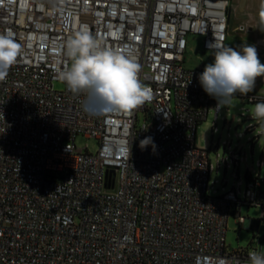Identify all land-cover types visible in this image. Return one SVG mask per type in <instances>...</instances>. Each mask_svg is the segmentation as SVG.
Here are the masks:
<instances>
[{"label":"built area","instance_id":"2783aa9c","mask_svg":"<svg viewBox=\"0 0 264 264\" xmlns=\"http://www.w3.org/2000/svg\"><path fill=\"white\" fill-rule=\"evenodd\" d=\"M229 6L230 0H0V32L12 30L22 48L0 80V264H249V251L263 252L259 240L254 248L227 249L231 216L242 225L243 207L264 214L263 179L247 171L242 195L235 173L231 190L223 181L222 192L211 196L210 148H198L195 136L220 107L200 84L204 70L183 66L187 35L201 37L206 51L225 45ZM84 29L139 65L150 102L131 112L84 111L83 96L59 78L70 63L66 41ZM236 98L264 101L255 93ZM78 135L96 140L97 152L78 149ZM149 136L155 150L140 147ZM226 146L237 170L241 153ZM221 165L230 164L217 160Z\"/></svg>","mask_w":264,"mask_h":264},{"label":"clouds","instance_id":"9594fccd","mask_svg":"<svg viewBox=\"0 0 264 264\" xmlns=\"http://www.w3.org/2000/svg\"><path fill=\"white\" fill-rule=\"evenodd\" d=\"M259 21L264 28V3L259 9ZM214 62L207 64L199 75L204 91L215 98L218 107L231 106L236 94L252 92L256 78L264 76L254 45H243L235 50L228 45L210 44ZM64 54L70 63L59 72V78L68 90L84 98L83 109L91 114L131 112L153 98L149 88L139 77V65L119 50L102 44L87 29L76 32L64 45ZM22 48L12 30L0 32V80L17 62ZM253 119L264 129V101L252 108ZM155 145L152 137L140 142L142 149ZM249 264H264V252L251 250Z\"/></svg>","mask_w":264,"mask_h":264},{"label":"rangeland","instance_id":"374dc122","mask_svg":"<svg viewBox=\"0 0 264 264\" xmlns=\"http://www.w3.org/2000/svg\"><path fill=\"white\" fill-rule=\"evenodd\" d=\"M235 1L231 7L230 25L232 28L237 26L241 21L239 16L241 14L240 6L242 0ZM261 3H264V0H247L245 13L249 14L253 21L257 23L254 31L250 32V34L264 41V28L260 25L258 15ZM239 32L242 31L239 30ZM239 36L241 35L238 32H231L230 42L239 43ZM247 36H245V40H248ZM238 45L242 47L244 43H239ZM55 89L62 90L63 84L56 83ZM254 105L245 104L235 98L231 106L220 107L216 119L214 112H210L206 121L200 123L196 129V146L201 149L210 148L208 158L213 166V170L209 175L208 186L212 188L210 189L211 196L214 195L213 191L216 192V195L222 192L223 181H227L224 191L231 190L238 181L234 178L235 173H238L242 181L240 191L243 195L247 182V171L253 177L258 173L260 174V178L263 179L260 191L264 193V166L260 169L257 167V163L264 160V136H259V134L264 133V129L260 125L258 126L256 120L253 119L252 108ZM249 117H252V119H249ZM248 127L252 128L246 131ZM74 144L78 149H83L87 145L90 154L97 152L98 143L94 139H85L82 135H78L75 138ZM224 144H230L231 150L237 149V152L240 151L241 154L237 153L240 159L237 170L234 169L227 146L225 149ZM222 159H226L227 163L230 164L226 170L224 165H221L219 169L216 168V161H221ZM260 214L259 207H243L241 209V216L245 219L244 224L238 225L233 216L228 219L226 232V246L228 250L232 251L239 248H247L248 246L254 248V245L250 243L253 241V236H255L260 238V245L264 252V229L261 226L253 227L250 225L251 222L259 220Z\"/></svg>","mask_w":264,"mask_h":264},{"label":"crops","instance_id":"0c3cea01","mask_svg":"<svg viewBox=\"0 0 264 264\" xmlns=\"http://www.w3.org/2000/svg\"><path fill=\"white\" fill-rule=\"evenodd\" d=\"M235 0H230V6L228 10V23H227V38L225 45H228L235 49H241L239 43H244V45H254L257 50L258 58L260 62L264 64V41L251 35L250 32L254 31L257 23L253 21L249 14L245 13L247 8V0H242L240 6V23L234 28L230 25L231 7ZM238 2V1H237ZM244 27V31L239 32V28ZM236 31L239 33V43L230 42L231 32ZM248 35V36H247ZM247 36L248 40H245ZM202 38L194 35L186 36V51L184 54L183 66L187 70H192L196 68H202L204 70L207 64L214 62V55L211 51H206L202 48ZM198 48V49H197ZM250 93L264 95V76L257 77L254 89Z\"/></svg>","mask_w":264,"mask_h":264},{"label":"trees","instance_id":"16d2710c","mask_svg":"<svg viewBox=\"0 0 264 264\" xmlns=\"http://www.w3.org/2000/svg\"><path fill=\"white\" fill-rule=\"evenodd\" d=\"M250 225L253 227H260L261 226L264 229V214L259 218V220L251 222ZM253 240H259L260 241V238L253 236ZM252 243H253V241L250 244H252ZM248 247H251V246H248Z\"/></svg>","mask_w":264,"mask_h":264}]
</instances>
